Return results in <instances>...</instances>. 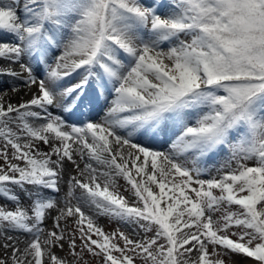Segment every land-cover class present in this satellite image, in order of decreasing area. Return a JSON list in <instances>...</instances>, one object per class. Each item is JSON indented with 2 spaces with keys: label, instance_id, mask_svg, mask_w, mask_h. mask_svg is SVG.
Listing matches in <instances>:
<instances>
[{
  "label": "snow or ice",
  "instance_id": "snow-or-ice-1",
  "mask_svg": "<svg viewBox=\"0 0 264 264\" xmlns=\"http://www.w3.org/2000/svg\"><path fill=\"white\" fill-rule=\"evenodd\" d=\"M0 32V264H264V0H7Z\"/></svg>",
  "mask_w": 264,
  "mask_h": 264
},
{
  "label": "rangeland",
  "instance_id": "rangeland-1",
  "mask_svg": "<svg viewBox=\"0 0 264 264\" xmlns=\"http://www.w3.org/2000/svg\"><path fill=\"white\" fill-rule=\"evenodd\" d=\"M28 99V97L27 98H25L24 100H27ZM0 163H2V161H0ZM223 163V160L222 159H219L218 161H216V162H208L207 164H206V166H205V169H204V177L205 178H209L210 176H215L217 173H216V168H218V167H220V165ZM95 166V165H94ZM235 165H233V167H234ZM250 166H252V165H250ZM73 174H75V173H73ZM177 179H179L178 177H177ZM117 184H118V186H119V189H120V191L121 192H123L124 193V195L127 197L128 196V193H127V191L125 190V186H126V181L125 180H123L122 178H120V179H118L117 180ZM65 186H63L62 185V188H64ZM153 187H155V186H153ZM156 191H158V189H155ZM14 191H17L18 192V190H14ZM26 194V193H25ZM60 195L61 196H63L64 195V192L62 191L61 193H60ZM25 200H26V195H24L23 197H22V203H24L25 202ZM2 200H1V198H0V206H3V207H5L7 210H14V207H12V204L11 203H7L6 204V202H1ZM6 204V205H5ZM13 205H15L14 203H13ZM95 207V206H94ZM233 210H235V208L233 209ZM97 222L101 225V226H103V228L105 229V231H111V230H113V229H115V228H117V227H119V225L121 224V223H123V222H121V221H118L116 218H114V217H112V216H106V215H98L97 216ZM51 223V221L49 220L48 221V224H50ZM136 231H139V232H141V234H142V230H140V229H135ZM235 259H241L240 257H236ZM253 260H254V258H248L247 260H244L243 261V264H253Z\"/></svg>",
  "mask_w": 264,
  "mask_h": 264
},
{
  "label": "bare ground",
  "instance_id": "bare-ground-1",
  "mask_svg": "<svg viewBox=\"0 0 264 264\" xmlns=\"http://www.w3.org/2000/svg\"><path fill=\"white\" fill-rule=\"evenodd\" d=\"M6 2H7V0H0V3H6ZM0 39H4V40L10 39V35L9 34H6V33L0 32ZM11 83H12V80L9 77H6V76L5 77H0V88H6L7 85H10ZM0 95H5V97H7L8 95H15V94L12 93V92H0ZM27 97L28 96H25L23 94V92H21L20 93V96L17 97V99H23L24 100ZM103 106H105V104L104 105H101V109H102ZM70 118H72V117H70ZM69 122H73V121L69 119ZM14 190H17V189H14ZM24 195H26V194H24ZM77 195H79V192H77ZM0 198L2 200L1 202H6V204L9 202V203L12 204V207L15 206V205H13V202L8 201L7 198H5V197H0ZM89 207L95 208L94 205H90ZM20 239L23 240L24 237L21 236Z\"/></svg>",
  "mask_w": 264,
  "mask_h": 264
}]
</instances>
